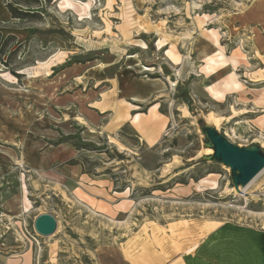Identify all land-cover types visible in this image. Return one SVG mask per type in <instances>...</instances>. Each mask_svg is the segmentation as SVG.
I'll use <instances>...</instances> for the list:
<instances>
[{
  "label": "rangeland",
  "instance_id": "rangeland-1",
  "mask_svg": "<svg viewBox=\"0 0 264 264\" xmlns=\"http://www.w3.org/2000/svg\"><path fill=\"white\" fill-rule=\"evenodd\" d=\"M42 11L43 22H0L17 37L4 59L21 46L9 58L20 77L0 66V264H160L223 222L264 227V171L237 195L231 169L203 159L214 152L201 130L264 149V0H54ZM113 61L157 83L149 101L169 121L157 144L88 120L108 87L81 76ZM44 213L58 222L51 236L34 227Z\"/></svg>",
  "mask_w": 264,
  "mask_h": 264
},
{
  "label": "crops",
  "instance_id": "crops-1",
  "mask_svg": "<svg viewBox=\"0 0 264 264\" xmlns=\"http://www.w3.org/2000/svg\"><path fill=\"white\" fill-rule=\"evenodd\" d=\"M2 5L5 6L0 0V22L11 18L8 9ZM112 64L116 63L86 68L81 76L86 82L93 83L95 89L108 87V90L101 89L100 98L88 104V120L103 133L113 135L131 127L146 143L157 144L169 123L159 103L149 101L158 95L157 83L137 80L126 65L113 71L110 69ZM147 102V110L144 111L143 106ZM108 127L113 130H108ZM164 253L166 256L161 258L160 264H264V227L223 222L198 242L181 244L178 250H164ZM125 259L130 261L127 255Z\"/></svg>",
  "mask_w": 264,
  "mask_h": 264
},
{
  "label": "water",
  "instance_id": "water-1",
  "mask_svg": "<svg viewBox=\"0 0 264 264\" xmlns=\"http://www.w3.org/2000/svg\"><path fill=\"white\" fill-rule=\"evenodd\" d=\"M206 144L213 149L212 155L203 159L221 163L231 169L234 187H247L264 171V149L259 144L240 146L229 141L215 126L203 124ZM57 219L51 213L40 214L34 222L35 230L41 236H51L57 230Z\"/></svg>",
  "mask_w": 264,
  "mask_h": 264
},
{
  "label": "trees",
  "instance_id": "trees-1",
  "mask_svg": "<svg viewBox=\"0 0 264 264\" xmlns=\"http://www.w3.org/2000/svg\"><path fill=\"white\" fill-rule=\"evenodd\" d=\"M54 0H6L5 6L11 14V18L20 20L25 23H35L44 21V12L42 9L45 6L53 3ZM17 37L14 34H8L3 38V33L0 31V61L6 66L11 72L20 77L21 74L16 69L10 68V56L19 52L20 47L18 46L12 51H9L8 59H4V55L8 51V48L12 42H16Z\"/></svg>",
  "mask_w": 264,
  "mask_h": 264
},
{
  "label": "bare ground",
  "instance_id": "bare-ground-1",
  "mask_svg": "<svg viewBox=\"0 0 264 264\" xmlns=\"http://www.w3.org/2000/svg\"><path fill=\"white\" fill-rule=\"evenodd\" d=\"M187 111V110H186ZM187 113H188V111H187ZM185 114V113H184ZM188 116V115H187ZM209 116V115H208ZM209 120L213 123V124H215V125H217L218 126V124H220L219 122L221 121V118L220 117H217V116H215V115H210V117H209ZM111 129L113 130V128L111 127ZM205 152V151H204ZM213 152V149L212 148H208V149H206V153L207 154H211ZM169 167V166H168ZM167 167V169H169ZM169 171V170H168ZM263 173V172H262ZM261 174V173H260ZM260 176V175H259ZM259 178V177H258ZM256 180V179H255ZM254 180V181H255ZM253 181V182H254ZM253 182H251V184L253 183ZM251 184H249L247 187H240V189L239 190H237L235 187L233 188V191L237 194V195H241V194H245V192H246V190H248V188L250 187V186H252ZM233 187V186H232Z\"/></svg>",
  "mask_w": 264,
  "mask_h": 264
}]
</instances>
